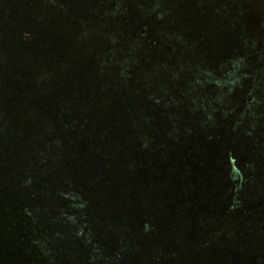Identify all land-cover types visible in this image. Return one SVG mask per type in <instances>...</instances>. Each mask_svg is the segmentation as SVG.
Listing matches in <instances>:
<instances>
[{
	"label": "trees",
	"instance_id": "16d2710c",
	"mask_svg": "<svg viewBox=\"0 0 264 264\" xmlns=\"http://www.w3.org/2000/svg\"><path fill=\"white\" fill-rule=\"evenodd\" d=\"M165 1L123 0L124 7L112 13L116 34L130 47L125 52L146 58L138 39L151 37L149 28L158 38L167 34L171 22H164ZM167 1L181 9L175 20L186 26L203 25L208 40L205 52L200 51L201 45L193 48L192 64L174 77V89L184 99L177 98L169 109L158 80L164 73L159 72L155 83L148 74L131 77L137 64L125 58L121 48L115 56L124 59L115 61L112 72L100 67L104 61L100 54L99 62L81 64L84 70L76 75L72 68L78 66L59 65L46 51L45 26H37L33 18L37 9H45L46 0L0 2L4 17L10 15L9 4L14 6L9 11L23 19L35 13L29 22H22L25 26L0 28V202L4 205L0 264H164V250L186 241L192 221L202 228L200 233V227L193 229L197 240L186 244L189 264H212L209 259L214 256L218 264H264V38L259 35L264 31V5L254 15L250 11L258 7V0ZM246 9V24L236 35L226 34L222 52H213L221 43L216 26L219 18L231 29L229 21L243 18ZM241 44L246 54L236 59L234 53ZM201 57L217 64L216 73L201 75ZM151 65L143 67L149 71ZM89 93L102 97L101 110L80 101V94ZM77 109L76 122L95 126L90 138L93 154L74 163L67 155L59 160L60 165H53L58 163L55 155L61 152L60 145L72 141L68 125ZM42 114L46 133L41 127ZM58 136L61 143L49 150L48 162L42 152H32L45 139L51 143ZM23 145L24 150L14 155L15 146ZM178 154L179 167L186 166V156L195 157V177L201 188L210 186L212 192H199L196 200L202 208L193 212L197 218L170 225L165 243L153 233L142 245L144 225L136 219L142 221L148 209L158 218L157 225L171 215L161 217L157 212L172 201L166 172ZM239 176L241 184L237 183ZM35 194L57 207L54 219L42 223L35 219L34 227L24 218L28 213L25 204ZM13 201L15 211L7 204ZM142 256H146L144 261L139 260ZM181 259L178 253L175 263L183 264Z\"/></svg>",
	"mask_w": 264,
	"mask_h": 264
},
{
	"label": "rangeland",
	"instance_id": "374dc122",
	"mask_svg": "<svg viewBox=\"0 0 264 264\" xmlns=\"http://www.w3.org/2000/svg\"><path fill=\"white\" fill-rule=\"evenodd\" d=\"M1 1L7 2V0H0V2ZM258 1H260L258 3V7L250 11L254 15H257V12L260 11L259 9H261V7L264 5V0ZM46 3L47 4H42L45 9H37L35 11V13L37 12V14L34 13L35 15L33 14V18L36 22H38L37 26H45L47 32L46 51L58 61L59 65L67 63L71 67L72 65L78 66V69H72L76 71V75H79L82 70H84L83 67L93 66V64L99 62L97 59L100 60L101 58L99 57V55L102 54L104 56V61L102 63L99 62L102 65L100 67H103V70L105 72H112L115 61L118 60L120 63L122 62V59H124L123 56H115L116 51H120V49L122 48L123 51L121 50L120 52L125 54V58L128 56V58L131 59L130 61H133L134 64H137L135 70L132 69L131 71V77L138 78L144 76L145 74H148L149 79H152V82L155 83L157 76L160 74L159 72L164 73L160 77V79L158 78V80L162 82L160 83L162 88L161 95L164 98L165 106L167 109L171 107L172 103L176 102L177 98H179L181 101L184 99L183 94L179 96L178 90L175 91L173 79L175 76L177 77L178 74L183 73L185 69L189 68L190 63L192 64L193 56L195 55L193 48L200 49L201 45L202 48L200 51H202L203 54L205 52L204 50L206 48V45L208 44V40L206 36H204L203 25L199 27V25L193 23L186 26L182 21L174 19V16L179 14V12L181 11L178 4L174 6L173 3L170 4L166 0L164 5H162V8L165 11V18L167 19H164V22H171L170 24H167V34L164 37L158 38L154 36V32L150 28L147 30L150 32L151 37H148L149 34L140 37L141 35L135 33L136 36L140 37L137 44H139V46L143 48L142 50L146 52V54L144 53L145 56L147 55L145 58L133 53L125 52L129 51L128 48H130L127 46L128 44H126L128 42L123 39L120 41L119 36L115 31L116 28H114L115 25L111 23L112 13H116L120 9V7H124L123 0H118L117 2H115V0H46ZM115 4L119 5L118 8L115 7ZM11 7L14 6L9 4L7 11L10 15L8 16L5 15L4 17L0 12V28L11 27L13 24L15 25L14 28L17 29L18 25H26L22 22H29V20H31L33 15L30 18L23 19L18 13L16 14V11L15 13L9 11V8ZM243 13H245L243 18H235L229 21V25L232 26L231 29L225 27L222 23V20L219 18L220 21H217L216 26L218 31V40L221 43L216 46L217 49L212 50L213 52H222V39H226V34L230 33L232 35H236L241 25L244 26L246 24V18L249 17L246 16L248 10L246 9ZM195 16L198 15L195 14ZM261 17H263L262 14L260 15V18ZM202 18L204 20H207V17L205 15H203ZM110 25H112V27ZM248 28L250 29L251 25ZM259 35L260 38L263 39L264 31L263 33H259ZM240 47L241 48H239L238 51L235 49L236 51L234 53V58L236 59L242 58L246 54L244 44H241ZM131 55L136 56L137 61H135ZM201 58L203 60L202 65L199 68L201 75L205 76L209 74V76H211L210 73H212L213 71L215 72L217 64L205 61L204 57ZM123 61L129 63L128 61ZM161 61L165 63L162 64L160 63ZM146 63H152L151 66H148L151 70L148 71L143 67L144 65H146ZM81 64L83 65V67L80 66ZM160 65L163 67L162 71L160 69ZM240 70L241 67L239 68V71ZM199 71L195 75H197ZM186 90L187 88H185L184 92H186ZM80 95V101H83L87 107L91 108L92 110H101V106L99 104H101L102 97L94 93H89L85 96H82V94ZM75 104L76 103H74L73 105ZM71 116L73 117L74 121H71V123L68 125L69 130H72V133H68V136L70 137V139H72V141L69 140L64 145H60V136H58L57 139L52 138L51 143H46L48 142V139H45L42 143V146L35 148V151L32 152H34V154H39V152H42L41 154L48 162L49 158L52 157L51 155H49L46 158V155L49 154V150L52 147H58L60 145L62 150L61 152H59L58 156L55 155L58 163L53 165H60L59 160H62L61 158L66 157L67 155L69 156L70 160H74L73 163L76 162V160H80L81 157H83L84 159H89L86 158V156L89 152L93 154V141H90V138L94 134L95 126L89 128L87 122H76V118L80 116V112L78 111V109L74 110L71 113ZM40 118L42 130L46 133L47 129H45L44 127V124L46 123L45 114H42ZM17 122V119H15L12 123L16 126L18 124ZM259 127L260 126H258L257 128ZM12 138L15 139L16 135L12 134ZM6 142L10 143L9 140ZM4 150L6 149L3 147V151ZM20 150H24V145L17 148L15 146L13 154L19 155L21 153ZM179 156L180 154H178L173 161L174 164L170 168L171 173H168L170 169H168L166 172L168 175L167 186L170 188L167 191V194H169L172 201L170 204L167 203L168 205L164 207L165 209L160 207L157 212L161 217L168 213H170L171 215L165 216V223L162 218V221L160 220L159 225H157L158 218L153 217V211L150 209L144 212L142 221L136 219V221L139 222L140 226L144 225V238L142 240V245L149 242V238L153 233H155V236L160 239V243L163 244L165 243V240L163 239L171 233V230L169 229L170 225L172 227V225L175 224L174 222H176L177 220L180 221V219H183L186 222H191L192 219L197 218L193 215V212H195L196 209H201L202 204L200 205V200H196V198L199 197V192L207 193L211 190L210 186H206L204 189L201 188L197 178L195 177V168L193 167H196V165L198 164V162L195 160V157L192 155H190V157L186 156V166L179 167L177 165L180 163ZM208 162L210 164L212 161L208 160ZM46 165L48 164L46 163ZM71 166L74 165L71 163L70 167ZM247 166V163H244L245 169L248 168ZM205 167L208 168V163H205ZM211 167L212 165L210 166V168ZM65 170H67V168ZM240 170L242 171L241 167ZM203 171L206 172L208 170ZM197 172L199 171L197 170ZM173 175L174 178L170 179ZM239 175L241 176V174ZM240 176L237 179V183L241 184L242 182ZM0 181L2 182V175L0 176ZM232 183L234 182L232 181ZM210 192L207 194H211ZM0 198H2V192ZM158 198L161 200V204H163L162 198L160 196H158ZM34 200L37 202H35ZM38 200V196L35 194L34 199H31V203L28 201L29 203L25 204V208H27L26 210L28 213L24 219L26 222H28V225H32L35 219H38V223L40 221L41 223L45 222L46 219H54L53 216L56 212L57 206L49 205L48 202L43 200ZM94 200H96V198ZM7 204L11 207V210L15 211L14 209L17 203L13 201L10 203L7 202ZM154 204L156 206L158 205V203L156 202ZM1 209H4V205L0 202V218H2L4 214ZM155 211L157 210L155 209ZM193 222L194 221H192L188 226L189 232L185 236L186 241L185 239H183L180 242L173 243V247L171 248L166 247V249L164 250L165 254L163 255V259H161L162 261H164V264H178L175 263V259L177 258L178 253H180L182 256L181 260L183 261V264H189V258L187 256L188 251L186 247L187 245L190 246V244H194L197 240L193 229L195 230L196 227H200V233V230L202 228V225L198 226L197 222ZM33 226L35 227V223L33 224ZM145 258L146 256H142L139 260L144 261ZM190 258L192 259V257ZM209 261H211L212 264L219 263H217V261H219L217 256L210 258Z\"/></svg>",
	"mask_w": 264,
	"mask_h": 264
}]
</instances>
